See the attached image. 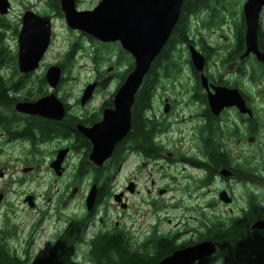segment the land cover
I'll return each instance as SVG.
<instances>
[{"label": "flooded vegetation", "instance_id": "1", "mask_svg": "<svg viewBox=\"0 0 264 264\" xmlns=\"http://www.w3.org/2000/svg\"><path fill=\"white\" fill-rule=\"evenodd\" d=\"M78 1L74 0L76 10L84 11L93 9L101 0H93L83 8H77ZM246 2L214 0L216 5L211 7L208 0H182L175 24L134 94L128 130L98 164L90 160L93 143L81 130L96 126L102 122L105 110L115 108L117 91L134 68L133 56L119 41L104 42L86 34L93 43H116L117 53L110 54L113 58H109L106 70L98 67L97 49L89 54L93 77L71 104L61 95V82L66 78L64 64L73 60L75 45L71 44L63 64L61 47L57 63L44 61L54 36V17L64 18L61 0L25 5L17 22L6 17L8 12L0 13L1 37L8 28L17 40L13 51L0 45V76L10 98V103L0 102V157L17 155L25 164L21 169L24 175L13 182H30L43 159L47 173L61 178L51 164L61 149L67 148L62 165H68V153L77 157L70 180L82 183L88 179L89 186L97 188L94 204L90 208L85 205L89 187L84 196L85 208L69 217L61 215V189L53 199V209L40 208L33 193L19 195L27 204L28 196H32V209L36 211L30 219L22 253L10 246L24 264L46 259L73 224L78 235L71 242L67 264H84L82 260L97 264L93 260V245L101 237L115 235L150 259L144 264H155L203 241H210L214 251L191 264H253L237 259L239 254H223L209 231L228 228L254 208L261 213L249 220L246 236L254 242L255 258L264 253V226L253 227L258 221L264 222V0H254L248 11V17L253 18L256 13L254 29L251 24L248 27ZM24 13L48 17L50 23L49 43L36 66L27 71L20 70L18 63ZM12 23L14 30L10 28ZM193 52L203 60L201 69L193 62ZM120 64H124L121 69ZM52 67L58 68L55 84L47 79ZM110 83L115 85L109 95L90 107V102ZM217 89L236 90L243 101L233 98L225 104L220 96L223 100L211 106L209 97ZM83 97L85 101L81 102ZM20 102L36 109L20 111L16 108ZM42 102H51L53 106H42ZM110 129L102 131L100 138L104 139ZM147 166L155 173L150 183H157V196L140 198L141 172ZM187 167L195 169L197 175L187 174ZM7 168V164L0 166L1 179L7 176ZM192 187L196 193L191 191ZM116 194L119 202L114 199ZM3 196L5 201V193H0V200ZM113 203L119 213L116 216L107 214ZM217 203L234 204L236 208L227 215L210 217L209 209H215ZM166 210L173 213H164ZM13 213V209L0 213L5 217L0 223V238L8 244L18 230ZM47 216L51 221L48 228ZM41 231L48 235V246L34 254L29 247ZM162 241L169 245L164 254L157 252ZM243 242L246 244L247 240Z\"/></svg>", "mask_w": 264, "mask_h": 264}, {"label": "water", "instance_id": "2", "mask_svg": "<svg viewBox=\"0 0 264 264\" xmlns=\"http://www.w3.org/2000/svg\"><path fill=\"white\" fill-rule=\"evenodd\" d=\"M129 3L131 7H133L131 8V11L126 13L124 8L126 4ZM181 3L182 0H101L93 9L79 11L75 8L74 0H61V7L68 27L78 29L89 34L93 38L104 42L119 41L121 47L128 51L134 58V68L127 75L117 91V94L119 92L122 96V102L117 112L118 116H114L115 108L113 110H105L102 122L91 128L81 130L93 143L90 160L94 163H101L111 152L114 144L120 140L128 130L130 125L129 108L132 104L134 94L138 86L141 84L143 76L148 71L152 60L161 50L175 24L179 15ZM253 5L254 0H247L245 11L247 14L248 27H250L251 24L254 29L257 18L256 13L253 15V18L248 17V11ZM9 8L10 3L8 0H0V13H7ZM38 22H40V24ZM89 23L98 30L92 29ZM49 38V18L24 13L19 34L18 63L20 70L27 71L36 66L49 43ZM192 58L196 67L201 69L203 66V60H200L194 52L192 53ZM262 61L264 63V59ZM57 74V67L49 69L47 79L51 84H55L57 81ZM220 96L224 99L221 101L225 104L232 102L233 98L236 99V102L243 101L236 90L230 92L229 90L217 89L216 92L209 97L210 105L212 106L213 104L221 102ZM84 101L85 97H83L81 102ZM114 101L116 102V100ZM40 105L47 107L53 106L51 102H42ZM16 108L20 111H27V107L21 102L16 104ZM106 112H110L107 121L104 120ZM62 115L63 109L61 105V116ZM110 127L111 129L105 134L104 139H101L100 135ZM67 151V148H62L61 152L57 155V158L51 164L57 175L63 171L62 162ZM96 194L97 188L95 185H92L85 200L87 208H90L94 204ZM114 199L117 202L120 201L117 198V194L114 196ZM27 202L31 207V196L27 198ZM260 222L261 221H258L255 224ZM255 224L253 227H261L259 225L255 226ZM199 247H202V250H199ZM213 251L214 246L213 248L211 247V242L203 241L187 247L182 252L179 251L166 256L155 264H181L177 262V259L180 257L185 260L184 264H191L193 260L204 256L202 255L203 252L208 254Z\"/></svg>", "mask_w": 264, "mask_h": 264}, {"label": "rangeland", "instance_id": "3", "mask_svg": "<svg viewBox=\"0 0 264 264\" xmlns=\"http://www.w3.org/2000/svg\"><path fill=\"white\" fill-rule=\"evenodd\" d=\"M10 3V10L8 11V15L6 16L8 19H11L15 22L19 21L21 9L25 5H35L38 3L39 0H8ZM53 2V0H50ZM93 0H80L78 1L77 8H83L87 5H90ZM230 3H233V0H227ZM209 6H215L214 0H208ZM19 17V18H18ZM10 28L14 30L15 24H11ZM3 31V30H2ZM4 36L0 39V45L7 46L10 51H13L14 46L16 47V38L14 33L10 29L4 30ZM83 35V36H79ZM53 40L52 44L48 49L47 56L44 59L45 62L48 63H57L59 59V51L61 47V63L63 64L64 57L67 52L71 49V44L75 45V49L73 50V60L69 63L64 64L65 72L63 73L66 76L65 80L61 82V95L66 97L65 100H68L71 104L74 103L76 95L81 93V89L84 87L85 83L93 77L94 70L93 64L90 62L89 54L95 52L94 50L97 49L99 52L95 53L97 56L99 64L98 67L102 66L104 70L109 66L108 60L109 58H113V55L110 56L112 53H117L116 43L111 44H98L91 42L90 38L84 34L80 33L79 31L69 29L64 21L63 16L54 17V27H53ZM95 41V40H92ZM96 42V41H95ZM76 43V44H75ZM71 59V58H70ZM72 62V63H71ZM8 64H11L9 62ZM125 64V63H124ZM120 64V69L124 66ZM100 65V66H99ZM101 68V67H100ZM114 83H110L109 86L104 87L100 94H98L90 103V107L96 106L98 101L103 96H108L112 87H114ZM68 96V97H67ZM31 108V107H27ZM77 108V107H76ZM36 109V108H31ZM13 150H18V148H14ZM71 153H68V165H63V171L61 173V178L59 176L53 175L52 172L49 171L47 173V164L46 161L43 159L40 169L37 170V174H32V179L30 182H24L21 184L14 183L17 177H22L24 175L21 172L22 167L25 165L21 163L17 155L7 157L1 156L0 157V166H6L7 168V176L5 178H0V193H5L6 200L4 201V196L0 200V213L9 209H13V222L16 224L18 230H16V234L9 239V245L15 246L18 253H22L21 247H26L24 240L27 237L31 218L35 215L36 211L33 210V207H29V205L22 201L20 194L23 195L25 192H30L35 194L36 199L38 200L40 208L50 207L51 209L54 208L55 202L53 199L55 195L58 193V189H61L62 195L64 199L61 201V215L63 216H70L73 214H77L82 208H85L84 205V196L87 194L89 189V182L88 179H85L82 183L76 180H70L71 176L73 175V170L77 164V157H71ZM180 168V166H178ZM187 174L193 173L191 176L195 177L197 175V171L192 169L191 167H187L186 170ZM151 173V174H150ZM155 177L154 171H150L148 166L142 170L141 172V189H140V198H149L152 196H157V193L154 191V187L157 185L155 182L154 184L150 183V178ZM61 179V182L60 180ZM81 183V184H80ZM77 185V186H76ZM74 186L77 189H74ZM150 190V191H148ZM213 188H210L209 194L212 193ZM191 191L196 193L195 188L192 187ZM16 192H19L15 194ZM107 209V214L110 216L118 215V211L114 207L115 204H112ZM236 206L234 204H216L215 209H209L208 214L210 217L213 215H227L232 213L235 210ZM164 213H173L171 210H166ZM51 214V213H50ZM49 214V216H50ZM47 216V222H45V227L47 228L50 226V218ZM62 217V216H61ZM111 219V218H110ZM5 220L3 215H0V223ZM113 220V219H111ZM53 225V224H52ZM261 227L264 226V222H260L258 224ZM44 236L41 238V236ZM48 235L45 234L44 231H41L40 236L36 239L35 243L29 247L34 254L40 253L45 251L48 246ZM213 248V245L211 244ZM84 264H89L88 261L82 260ZM215 264H220L215 263Z\"/></svg>", "mask_w": 264, "mask_h": 264}, {"label": "trees", "instance_id": "4", "mask_svg": "<svg viewBox=\"0 0 264 264\" xmlns=\"http://www.w3.org/2000/svg\"><path fill=\"white\" fill-rule=\"evenodd\" d=\"M3 81L4 78L0 76V102L10 103V98L4 88ZM144 100L146 103L148 102L146 93ZM259 213L261 212L254 208L253 211L249 212L242 219L235 221L226 229L214 230L211 228L212 230L210 229L209 234L219 245V251L228 257L239 254L237 259L241 258L248 262L253 261V264H264V253L262 252V255L258 254V258H255L252 250L254 242L250 241L246 236L247 226L251 223V218ZM77 235L78 231L76 225H70L61 236V240L59 239L60 241H57V245L53 252L46 259L36 264H67V259L71 252V242ZM243 240H247V243L245 244ZM60 245L61 250L59 248ZM168 247V242L162 241L157 252L163 253ZM92 255L94 257L93 260H95L97 264H144L150 260L143 256V253H139L137 249H131V247L125 245L117 235L104 236L97 240L93 245ZM0 264H24L15 252H11L10 245L2 240V238H0Z\"/></svg>", "mask_w": 264, "mask_h": 264}, {"label": "bare ground", "instance_id": "5", "mask_svg": "<svg viewBox=\"0 0 264 264\" xmlns=\"http://www.w3.org/2000/svg\"><path fill=\"white\" fill-rule=\"evenodd\" d=\"M127 2V1H126ZM128 3V2H127ZM110 4H112V3H110ZM124 4V3H123ZM113 5V4H112ZM133 7V6H132ZM131 5H130V3L129 4H126V6H125V8H124V11L126 12V13H128V11H131ZM145 7V6H144ZM169 7V6H168ZM120 9V8H119ZM146 9V8H145ZM108 14V13H107ZM106 15V14H105ZM83 21V20H82ZM84 23V22H83ZM85 24H87V23H85ZM89 25H91L90 23H89ZM91 27H92V29H94V30H98L97 28H95L93 25H91ZM124 98V97H123ZM115 100H116V102H115V113H114V116H118L117 115V112H118V109H119V107H120V104H121V102H122V96H121V93L119 94V92H118V94H117V96H115ZM25 106H27V105H25ZM110 112H106V114H105V118H104V120H106L107 121V117H108V114H109ZM54 166H55V163H54ZM205 246V245H204ZM203 247V246H202ZM202 247H199L198 249L199 250H202ZM205 254H207L206 252H203V254L202 255H205ZM177 262L178 263H181V264H184L185 263V260L182 258V257H180L179 259H177Z\"/></svg>", "mask_w": 264, "mask_h": 264}]
</instances>
